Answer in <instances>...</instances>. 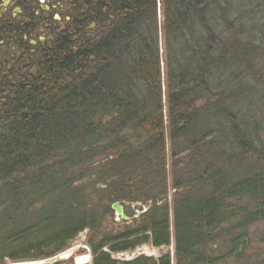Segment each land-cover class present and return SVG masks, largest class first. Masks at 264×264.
<instances>
[{"label":"trees","instance_id":"obj_1","mask_svg":"<svg viewBox=\"0 0 264 264\" xmlns=\"http://www.w3.org/2000/svg\"><path fill=\"white\" fill-rule=\"evenodd\" d=\"M53 1L0 20V261L264 264V0Z\"/></svg>","mask_w":264,"mask_h":264},{"label":"rangeland","instance_id":"obj_2","mask_svg":"<svg viewBox=\"0 0 264 264\" xmlns=\"http://www.w3.org/2000/svg\"><path fill=\"white\" fill-rule=\"evenodd\" d=\"M5 1L7 2L8 0H5ZM52 1L53 0H44L40 4H37V6H38L37 8L40 9V7H41V9L43 11H48L50 6H51V3L54 4V1L53 2ZM11 14L14 18L17 17V12L14 11V12H11ZM51 16H52V14H51ZM258 19H255L253 21V23H255L257 26H259V24H264V19H261V18H258ZM57 23L60 25V27H62L63 23H62V20L60 17H59V20H57ZM252 36H253V40H255V41L259 40L260 36L257 33L252 34ZM258 101H259V103H258V107L256 108L255 117L262 119L264 116V98L261 99V101L260 100H258ZM262 122H264V120ZM167 175H168V185H169L170 179H171L169 167L167 169ZM171 194H172V190L168 189V196L167 197H168L169 203L172 199ZM123 210L128 215L129 210H133L136 212L138 209L136 207L130 206V208L128 210L127 204H125L123 206ZM128 217H129V215H128ZM85 234H86L85 231H82L81 233H79L77 238L75 240H73L72 243L70 244L71 246L64 251H61V253L62 252L67 253L68 251L73 250L72 254L67 259L63 260V262H62L63 264H75L74 258L76 256H84V254H87L90 257L88 262L84 263V264H90L91 263L92 255H91L89 246L85 243V237H86ZM249 237H250V247H249L250 257L249 258L252 259L253 261L258 260L259 258H263L264 257V219H263V221L257 222L256 224L252 225V227L249 230ZM172 250H173L172 244L169 247H160V248H155L151 245H142V246H139L138 248H136L132 252L116 253V255L115 254H111V255H112L113 259L117 258V259H121V260H127L130 258H134L140 254H143V255L148 256V257L153 256V257L157 258V257H160V255L167 254V253H170V256H172V254H173ZM61 253H59V254H61ZM9 262H11V261L8 259H4L3 261H0V264H8Z\"/></svg>","mask_w":264,"mask_h":264},{"label":"water","instance_id":"obj_3","mask_svg":"<svg viewBox=\"0 0 264 264\" xmlns=\"http://www.w3.org/2000/svg\"><path fill=\"white\" fill-rule=\"evenodd\" d=\"M125 204H127V203L125 202ZM130 206L135 207V205H133V204H130ZM142 209L145 210L144 208H142ZM111 210H113V213H114V221H128L130 219L128 217V215L123 210V204L118 202V201H115L111 205ZM136 213H139V211L137 210ZM72 252H73V250H72ZM72 252L69 255H71ZM65 259H67V258H63V257L61 258L60 255H54V256H51V258L40 259V261L18 260V261H14V262L13 261L9 262L8 264H60ZM75 259H76V257L74 258V263L77 264ZM130 259H132V258H130ZM127 261H128V259H127ZM85 263H87V262H85Z\"/></svg>","mask_w":264,"mask_h":264},{"label":"flooded vegetation","instance_id":"obj_4","mask_svg":"<svg viewBox=\"0 0 264 264\" xmlns=\"http://www.w3.org/2000/svg\"><path fill=\"white\" fill-rule=\"evenodd\" d=\"M44 0H35V2L33 3L34 6H37V4H40L41 2H43ZM51 7L53 8V5L51 3V6L49 9H51ZM27 8L26 6V0H8L7 2L5 0H0V20H6L7 15H11L12 18H14L11 14V12H17V17L20 16L22 14V12ZM41 8V7H40ZM11 11V12H10ZM49 12V10H48ZM35 14H37V16H39L40 11L36 10ZM54 19L57 21L59 20V17L56 13H54ZM58 16V18H56ZM17 17H15L14 19L17 20ZM9 24V23H8ZM7 24V25H8ZM41 39H43L41 37Z\"/></svg>","mask_w":264,"mask_h":264},{"label":"bare ground","instance_id":"obj_5","mask_svg":"<svg viewBox=\"0 0 264 264\" xmlns=\"http://www.w3.org/2000/svg\"><path fill=\"white\" fill-rule=\"evenodd\" d=\"M56 18H58V16L56 17ZM72 251L70 250V251H68L67 253H64V252H62L61 254H60V256H61V258L63 257V258H68L70 255V253H71ZM89 255H87V254H84V256H76V263L77 264H84L85 262H88V260H89Z\"/></svg>","mask_w":264,"mask_h":264}]
</instances>
